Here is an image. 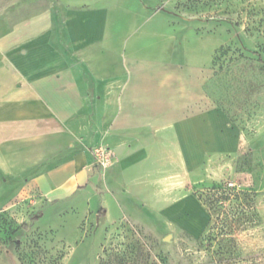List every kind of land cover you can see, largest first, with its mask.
Returning <instances> with one entry per match:
<instances>
[{"label": "crops", "instance_id": "1", "mask_svg": "<svg viewBox=\"0 0 264 264\" xmlns=\"http://www.w3.org/2000/svg\"><path fill=\"white\" fill-rule=\"evenodd\" d=\"M34 1L0 28V212L96 198L101 145L114 154L104 183L137 215L200 231L209 215L186 186L250 149L207 92L210 32L139 18L137 0L125 20L107 0Z\"/></svg>", "mask_w": 264, "mask_h": 264}, {"label": "rangeland", "instance_id": "2", "mask_svg": "<svg viewBox=\"0 0 264 264\" xmlns=\"http://www.w3.org/2000/svg\"><path fill=\"white\" fill-rule=\"evenodd\" d=\"M137 1L146 6L138 9L139 18L194 19L211 34L216 72L207 91L249 141L250 149L217 173L207 164L196 182L186 187L194 196L212 185L253 192L260 224L238 231L241 225L228 214L232 203L224 200L214 212V232L221 236V221L227 218L226 228L236 232L239 253L250 254L246 261L234 264H264V64L242 48H254L264 56V0ZM33 2L0 0V28L25 15ZM106 2L114 16L133 18V0ZM97 165L103 176L111 164ZM102 176V194L84 198L76 208L67 203L38 209L22 205L0 212V264H215L216 241L206 248L207 242L198 238L208 219L200 231L192 233L176 220L137 215L133 200H120L121 195ZM100 207L105 208L103 215L98 214Z\"/></svg>", "mask_w": 264, "mask_h": 264}, {"label": "trees", "instance_id": "3", "mask_svg": "<svg viewBox=\"0 0 264 264\" xmlns=\"http://www.w3.org/2000/svg\"><path fill=\"white\" fill-rule=\"evenodd\" d=\"M242 48L248 53V56L250 58H254L258 62L264 64V56L261 52L254 48H246L243 45ZM211 80L209 82H211ZM226 189H228V191ZM195 196L202 203L209 215V219L203 229V232L198 238H201L202 240H205L207 242L206 244L204 243V246L206 245V248L211 247L212 241H216L217 247L215 253L218 254V257L214 261V263L234 264V261H246L250 257V254L244 256L239 253L240 250L239 248H237L236 243V232H234V230L226 228L228 224L227 218L221 221L222 224L220 225V237L217 232H214V227L216 224L213 218L214 212L219 207L218 203H222L224 202V200H228L232 203L230 212L228 214L232 216V219H234V221L237 222L238 225H241V229H238V231H244L249 229L250 227L260 224L261 218L256 209L253 192H251L250 190L238 191L234 190L233 188H225L212 185L208 187L206 189V192H204L203 194H195Z\"/></svg>", "mask_w": 264, "mask_h": 264}, {"label": "built area", "instance_id": "4", "mask_svg": "<svg viewBox=\"0 0 264 264\" xmlns=\"http://www.w3.org/2000/svg\"><path fill=\"white\" fill-rule=\"evenodd\" d=\"M94 159L102 167L108 166L114 158L113 152L105 146H97L92 150Z\"/></svg>", "mask_w": 264, "mask_h": 264}]
</instances>
